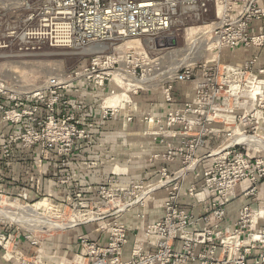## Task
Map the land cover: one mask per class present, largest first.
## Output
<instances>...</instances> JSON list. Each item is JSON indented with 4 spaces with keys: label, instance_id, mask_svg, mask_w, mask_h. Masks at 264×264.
Masks as SVG:
<instances>
[{
    "label": "built area",
    "instance_id": "obj_1",
    "mask_svg": "<svg viewBox=\"0 0 264 264\" xmlns=\"http://www.w3.org/2000/svg\"><path fill=\"white\" fill-rule=\"evenodd\" d=\"M257 1L37 0L29 9L27 17L22 20L23 26L16 42L19 51H33L40 45L79 51L93 46H97V49L87 53L88 63L81 65L77 72L50 78L44 89L24 96L26 108L19 109V106H15L2 111L6 123L20 125L24 118L30 122L28 124L34 123L36 118L32 116L40 105L38 103L47 98V104L41 105L51 115L48 117L50 123L56 125L57 121L52 118L56 104L64 107L69 104L65 92L72 82L80 79L97 88L123 83L127 86L128 98L141 91L159 89L164 103L167 104L176 100L173 94L175 84H190L193 88L189 102L167 111L162 120L155 119L157 132L151 134L155 140L160 137L159 143L166 146L164 152L153 155L151 160L170 163L181 158L183 165L188 161L189 165L172 173L165 166L162 167L159 181L155 185H146L143 182L121 184L112 180L99 189V195L105 200V204L103 201L98 202L100 207L111 202L116 204L112 217L123 215L134 207H144L152 190L167 189L162 218L144 227V236L153 234L155 237L153 250L145 252L135 241L129 257L124 259L122 256L128 242V231L116 220L108 225V238L104 246L79 237L81 249L75 257V264H185L188 261H196L197 264H246L254 248L260 250L255 257L264 264V229L258 228V223L264 219V211L244 206L233 228L220 231L216 225L213 228L198 229L196 225L206 224L207 217L196 218L190 211L180 207L178 201L183 192L185 177L199 176L197 165L200 159L195 154L209 135L220 137L225 134L227 137L220 150L216 151L218 153L208 154L213 159V165L201 175L207 196L211 193L218 196V200L212 202L209 209L216 221L224 217L227 198L237 184L248 180L252 184L246 193L248 195H253L257 184L264 185V150L255 145L244 147V142L231 144L233 136L229 134V127L226 126L229 118L227 112L233 111L226 95L239 92L242 86V82L233 78H240L248 73L242 68L222 66L225 78L220 82L219 66L205 65L210 61L205 64L190 61L174 68L166 66L160 56L162 50L171 47L168 43L172 31H178L177 28L183 21H202L211 3L218 7V20L205 31L213 41L205 44L206 49L212 46L210 51H216L218 55L226 51L234 52L241 47L262 45L263 39L259 36L253 37L248 32L251 23L264 18V10L257 5ZM130 39L138 41L140 45L141 41L146 44L139 46L140 48H122L125 41ZM7 44L3 47H7ZM192 58L191 56L190 59ZM129 79L143 80L145 84L130 88L126 84ZM256 88L259 87L252 85L249 92L253 96H261ZM4 93V89L0 87V94ZM9 97L15 102L17 96ZM129 102L130 100L126 103ZM259 107L263 109L264 105ZM113 114L114 109L111 111V108L101 106L102 119H109ZM66 118V121L70 120L69 117ZM144 120L151 124L154 121L152 117H144ZM243 120H246L245 116ZM254 120L256 125L259 124L257 113ZM66 121L62 124L65 134L62 130L60 135L49 138L40 137L32 130H25L17 137H10L0 147V159L11 157L12 147L9 144L14 143H19L22 149H29L40 143L44 158H47V152L53 144H58V154L67 157L75 141L90 140V131L94 129V124L80 121L65 125ZM234 121L237 128V122ZM245 133L246 131L240 130L236 136H247ZM172 139H178V145H173L170 142ZM254 151L256 155L253 154ZM186 192L193 197L196 193L194 185ZM107 212L100 215L93 213L100 216L95 217V220L107 218ZM2 241L5 240L0 235V246ZM175 241L180 242L179 251L174 249ZM205 245H209L206 254L194 252V246ZM13 256L17 257L13 253L10 258ZM25 262L22 260L23 264Z\"/></svg>",
    "mask_w": 264,
    "mask_h": 264
},
{
    "label": "rangeland",
    "instance_id": "obj_2",
    "mask_svg": "<svg viewBox=\"0 0 264 264\" xmlns=\"http://www.w3.org/2000/svg\"><path fill=\"white\" fill-rule=\"evenodd\" d=\"M37 0H0V87L4 89V95L0 94V147L4 144L2 140L10 139V137H17L24 133L25 130H32L40 137H51L55 135H60L63 130L64 125L63 121H66V117H69L70 120L65 122L66 124H73V122H80L81 119L78 117L79 110L77 105L74 107L71 105L70 101L67 106L57 105L55 107V112L52 115L55 121H57L56 125L54 123H50L48 117L51 115L48 114L44 110V106L41 104H47L48 99L45 98L43 102H40V108L37 107L35 114L32 117L36 118L34 123L28 124V120L24 118V122L20 125L10 124L9 122H4L3 113L8 109V107L19 106V109L26 108L27 105L24 104V100L27 94L35 93L38 90H42L45 88L46 82L48 79L53 77H59L61 75H68L70 73H75L80 69L81 65L88 63L87 53L84 51L73 50V49H61V48H51L47 45H40L39 48H35L33 51H19L16 46V42L19 39L20 29L23 26L22 20L24 17H27L30 12V8L34 6ZM260 7V6H259ZM261 8V7H260ZM264 10L263 8H261ZM218 18V7L211 3L209 5L208 13L202 18V21H183L182 25L177 29H174L170 34L169 38V46L170 42L172 45L169 49L162 50L160 56L162 58V62L166 66H172L174 68L179 67L183 64L189 63L190 61H198L201 64H205L207 62V66H219V80L222 82L223 76V67L229 66L230 68L238 67L242 68L244 72H247V75H242L240 78L234 77L233 80L242 82V86L240 87V91L237 93L230 92L228 93L227 99L230 107H232V112H227L229 118L227 119V125L229 127V134L236 138V134L238 131H246V135L249 136H257L261 138V142L264 143V135L260 134L259 126L263 123L264 116L260 115V112H264V108L260 109V106L264 105V63L260 66L256 65V58H251L245 61L243 64L235 65L228 63L222 58V55L225 52H222L216 55V51H210L213 49L212 46L206 49L207 46L205 44H211L213 41L210 40V36L205 34V31L210 29L213 26V23L217 22ZM264 19V18H263ZM262 19V20H263ZM15 32V33H14ZM204 32V33H203ZM249 34L253 37L259 36L260 39L264 41V34H253L248 30ZM205 34V35H204ZM17 35V36H16ZM262 37V38H261ZM199 42V44L204 43L203 47L197 52L196 50L193 53L187 52L189 48H191V41L195 40ZM207 40V41H206ZM130 39L125 41L122 45V48L125 47H139L144 46L145 42L141 41V45L138 41ZM9 43V44H7ZM197 45V42H195ZM7 44V47H3ZM210 46V45H209ZM264 47V42L260 46H250L245 48H255L260 49ZM140 48V47H139ZM229 52V51H226ZM191 54V55H190ZM190 55V56H189ZM194 55V56H193ZM193 57L190 59V57ZM224 57V56H223ZM190 59V60H189ZM243 72V73H244ZM116 80V79H115ZM230 80V79H229ZM78 80H75L76 82ZM72 82V83H74ZM178 84L174 85V88ZM190 86V84H187ZM245 85V86H244ZM254 85L259 88L256 90L261 92V96H253L249 92V88ZM106 85L105 87H107ZM127 86L123 85V83L112 84L111 89L107 91L108 96L116 95L117 92H123L128 96ZM136 87V86H135ZM192 88V86H191ZM228 87H225L227 89ZM255 88V87H254ZM69 89V88H68ZM67 89V90H68ZM159 90V89H158ZM243 90V91H241ZM160 91V90H159ZM112 94H111V93ZM146 92V90L144 91ZM193 94V88H192ZM9 95H16L17 97L15 102L10 100ZM140 95V93L133 95L136 97ZM106 96L100 102V110L101 106L105 105V101L108 98ZM192 98H186L185 100H180L179 104H183L184 102H189ZM122 101L118 103L116 106L110 107L111 111L114 109V114L118 115L120 110L123 109L126 102ZM23 103V106L20 104ZM174 103V102H173ZM177 104V103H176ZM180 105V106H181ZM134 112H131L127 115H122L123 118L133 119ZM257 113L259 117V124H255V114ZM101 114V113H100ZM243 116V117H241ZM245 116V121L243 120ZM148 117V116H145ZM149 118V117H148ZM225 119V118H224ZM237 122V128L236 123ZM262 120V121H261ZM5 123L8 126H11L12 129H8L5 126ZM256 128V129H255ZM70 130V129H69ZM90 131V136L92 137V132ZM156 131H149L148 134L151 135ZM163 132V130H161ZM90 137V139H91ZM221 143H214L210 153H218L216 151L220 150L222 147L226 135H221ZM5 140V141H6ZM75 141L71 147L70 154L67 157L60 156L58 154V144H53L50 150L47 152V158H44V155L41 152L40 143L32 146L29 149L25 150H35L38 152L39 157L42 162L49 163L54 167L57 160V172L56 177L54 178V183L56 185V190L52 188L50 193H46L47 191H39L36 195L35 192H29V188L21 189L22 187H18V189H13L12 187L17 183H24L25 177H12L11 174L7 171V164H11L15 161H11L7 159H0V207H4L7 209H11L13 211H17L19 208L17 206H27V209H32L35 211L27 210H18L20 214L24 215L27 219L36 220L38 225L34 226H18V223H15L7 218H0V235L4 237L5 241H2V245L0 246V260L2 264H23L22 260H25V264H42V257L38 255H27L22 252V249H38L43 247L45 242H51L54 247H57L54 250H66L68 248L69 243L71 244L73 232L79 227H88V229H93V226L97 228L98 231L106 229L109 231L108 225H110L113 221H116L122 225L123 222L121 219L127 213L134 211L135 209L140 210L141 213L137 214V217L141 219L143 216L144 207H134L129 212H124L122 215H114L112 217L113 209L116 206L115 203H110L105 207H100L98 202H104L105 200L99 195V189L107 184L111 180H107L104 184L96 186L94 193L82 192L79 190L71 189L70 183L72 182V166H71V156L74 152V147L76 143ZM18 147L21 148L19 143H16ZM9 146L12 147L11 144ZM250 146L249 144H245L244 147ZM260 150H264L263 147H259ZM22 149V148H21ZM249 150V148H248ZM264 153V152H263ZM53 157V158H52ZM52 158V160H51ZM56 160H53V159ZM183 159L179 158L174 160V162L179 163V168L185 167L189 165L186 163L182 164ZM209 160V159H208ZM210 167L213 165V159L210 158ZM172 163V162H170ZM200 163V162H199ZM168 163H164L166 166ZM199 164L197 165V167ZM189 177L186 176L185 179ZM200 176L192 175L191 178L196 179ZM30 177H27V181L29 183ZM184 179V180H185ZM16 180V181H15ZM31 180V179H30ZM117 181V180H113ZM118 183H121L117 181ZM134 183H141L134 182ZM30 184V183H29ZM126 184V183H121ZM54 185V186H55ZM58 190H61L60 192ZM90 193V194H89ZM47 194V195H46ZM21 203V204H20ZM8 204L9 206H7ZM40 204H44L45 207L40 206ZM39 205V206H38ZM82 206V207H80ZM45 209V210H44ZM108 211L109 216L105 219L95 220L96 213L100 215L101 213ZM36 213V214H35ZM78 213V214H77ZM83 216V217H82ZM98 216L97 218H99ZM43 218V219H42ZM52 218V219H50ZM56 219V220H55ZM49 220H53L58 223H70L73 222L72 226L64 227L62 229H47L46 223ZM40 222V223H39ZM39 224L41 226H39ZM44 226V227H43ZM125 226V225H124ZM28 227V229H27ZM42 227V228H41ZM81 236V235H80ZM77 237V247L78 250L75 256L71 259L69 264H75V257L79 253L81 247L79 242V237ZM85 237V236H82ZM87 238V237H85ZM89 240V238H87ZM7 242V244H5ZM59 244V245H58ZM59 247H58V246ZM52 246V248H53ZM67 246V247H66ZM2 247H5L2 249ZM6 252V255H5ZM16 254V256L12 255ZM10 258V259H9ZM68 264V263H67Z\"/></svg>",
    "mask_w": 264,
    "mask_h": 264
},
{
    "label": "crops",
    "instance_id": "obj_3",
    "mask_svg": "<svg viewBox=\"0 0 264 264\" xmlns=\"http://www.w3.org/2000/svg\"><path fill=\"white\" fill-rule=\"evenodd\" d=\"M257 5L264 9V0H258ZM249 31L253 34H264V19L251 23ZM254 57L256 58V65H262L264 63V47L260 49L241 47L234 50V52H225L222 55L226 62L235 65L243 64ZM111 86L97 88L90 82L80 79L72 83L65 92L71 105L73 107L77 105L80 108L78 117L81 121L94 124L91 139L88 142L78 141L74 147V152L71 156L72 182L69 186L70 190L75 189L85 193L87 189L88 192L93 194L96 186L102 185L111 179L121 183L141 181L146 185H155L159 181V171L164 167V163L160 160H151V157L164 152L166 146L159 143L160 137L155 140L153 136L149 135L148 130L156 131L158 125L155 119L158 120L159 118L162 120L167 111L180 107L181 104L178 103L180 100H185L192 96V88L187 84H178L174 88L173 94L176 100L170 104L164 103L158 89L146 92L141 91L140 95L136 97L130 96V102L124 105L125 107L120 110L118 115L109 119H102L100 102L108 96L107 91L111 89ZM131 112H134L133 119L127 120L122 117L123 114L127 115ZM260 115L264 116V112H260ZM145 116L154 119L152 124L144 120ZM5 126L9 130L12 129L6 123ZM259 132L264 135V120L259 126ZM5 140H2V142H5ZM234 140L237 142V137ZM178 141V139L170 140L175 146L178 145ZM204 142V145L199 147L195 154L200 159L197 167L200 177L193 179L191 178L192 175H189L183 181V192L178 200L180 207L190 211L196 218L207 217L206 224L196 225V227L198 229L203 227L213 228L217 225V229L223 231L226 228L234 227L239 212L244 206H249L253 210L264 211V185L257 184L253 195H248L246 193L250 190L252 184L245 180L237 184L229 194L224 217L220 221L214 219L209 209L210 204L218 200V196L215 193L209 194V197L207 196L201 175L210 167L211 157L208 154L213 147L211 145L218 142L221 143V138L216 135H209ZM11 151L12 155L9 160L15 162L7 164V171L12 177H25L24 183L16 182L12 187L13 189L17 190L19 186L22 187L21 189L29 188V192H35L36 195L39 191L50 193L52 188L56 190V185L53 181L57 175L58 165L55 158L53 160H56V164L53 167L50 162H42L36 149H21L14 143ZM253 154L256 155L255 151ZM165 167L169 173H172L180 166L178 162H172L166 164ZM27 177L31 179H29L30 184L27 181ZM192 185H194L196 193L193 197H190L186 191ZM58 191L60 192L61 190ZM166 192V188L154 189L150 192L151 195L147 198L143 209L144 219L137 217V214L141 213L137 209L125 214L121 219L128 231V242L124 247L122 256L124 259L129 257L135 241L138 242V245L145 252L153 250L155 237L153 234L147 237L144 236V227L162 218ZM94 226L93 229H88L86 226L77 228L72 235L74 239L71 244L69 243L70 246L66 250L60 249L59 244L57 245L59 250H54L57 247H54L51 242H45L43 247L30 250L23 248L22 252L27 255L42 257V264H69L78 250L76 240L78 236H85L100 246L106 244L108 230L98 231ZM258 228L264 229V219L258 223ZM208 248L209 245H205L194 246L193 249L196 254H206ZM174 249L180 250L179 241H175ZM262 250L264 251V249ZM259 252L260 250L254 248L246 264H262L255 257ZM0 264H2L1 260ZM185 264H197V262L188 261Z\"/></svg>",
    "mask_w": 264,
    "mask_h": 264
},
{
    "label": "bare ground",
    "instance_id": "obj_4",
    "mask_svg": "<svg viewBox=\"0 0 264 264\" xmlns=\"http://www.w3.org/2000/svg\"><path fill=\"white\" fill-rule=\"evenodd\" d=\"M134 42H136V41H134ZM195 42H197V45H196ZM191 43H192L190 45L191 48H189L187 50V52H189V53H193V51H195V50L197 52H199V50L204 45V43H202V44L200 43L199 44V42L196 41V39L193 40V41H191ZM95 49H97V46L90 47V48H88L86 50H83V51L86 52V53H89V52L94 51ZM126 84L128 85V87L132 88V87H135V86H138V85L144 86L145 82H143V80L142 81H137V80L135 81L133 79H129L128 81L126 80ZM127 99H128V96L125 93H123V92H117L116 95L108 96V98L105 101V105H106V107L116 106L118 103H120L122 101H127ZM234 139H233L234 142H231V144H234L236 142ZM260 140H261V138H258L257 136H248V135L245 136V135H243V136H238L237 137V142H244L246 144H253L255 146L263 147L264 148V143H262L261 142L262 140L261 141ZM6 205L9 206L8 204H6ZM40 206H42V207L44 206L45 207L44 204H40ZM17 207L19 208L18 210L24 209V210H27V212H29V211L30 212L31 211H35V209H36V208L34 210L27 209L26 208L27 206H17ZM18 210L17 211H13L11 209H7V208H4V207H0V218L10 219L11 221H13L15 223H18L19 224L18 226H22V227H25V226H28V227L34 226V227H36L38 225V223H36V220L27 219L24 215L20 214V212ZM50 219H52V218H50ZM72 225H73V222H70V223H67V222L66 223H58V222H55L53 220H49L46 223L47 229H62L64 227H68V226H72ZM39 226H41V225L39 224ZM28 227H27V229H28Z\"/></svg>",
    "mask_w": 264,
    "mask_h": 264
},
{
    "label": "water",
    "instance_id": "obj_5",
    "mask_svg": "<svg viewBox=\"0 0 264 264\" xmlns=\"http://www.w3.org/2000/svg\"><path fill=\"white\" fill-rule=\"evenodd\" d=\"M170 43H171L170 45L173 46V45H172V42H170Z\"/></svg>",
    "mask_w": 264,
    "mask_h": 264
}]
</instances>
